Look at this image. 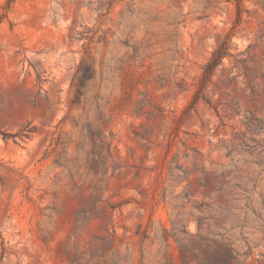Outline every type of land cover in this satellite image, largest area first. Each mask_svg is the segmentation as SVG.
I'll return each mask as SVG.
<instances>
[{
	"label": "rangeland",
	"instance_id": "rangeland-1",
	"mask_svg": "<svg viewBox=\"0 0 264 264\" xmlns=\"http://www.w3.org/2000/svg\"><path fill=\"white\" fill-rule=\"evenodd\" d=\"M0 264H264V0H0Z\"/></svg>",
	"mask_w": 264,
	"mask_h": 264
}]
</instances>
